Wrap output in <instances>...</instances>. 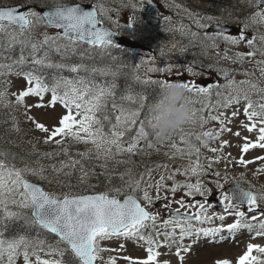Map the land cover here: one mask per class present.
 I'll return each instance as SVG.
<instances>
[{
  "label": "snow or ice",
  "instance_id": "obj_1",
  "mask_svg": "<svg viewBox=\"0 0 264 264\" xmlns=\"http://www.w3.org/2000/svg\"><path fill=\"white\" fill-rule=\"evenodd\" d=\"M256 6L259 10L253 13L250 19L252 23H264V0H256ZM106 11L101 6V15L106 14ZM194 22L199 28L209 27L199 18H194ZM100 24L97 9L95 7L85 9L83 3L57 4L44 12L36 11L27 0L22 5H0V34L8 38L9 49L19 45L21 53L11 64L0 63V75H7L13 71L14 66L18 68L28 62V56L24 54L26 49H30L29 54L34 66L63 68L62 64L51 63L53 52L63 55L68 51H74L81 43L99 47L112 46L114 43L111 39L112 32ZM41 25L53 27L58 31L51 36L47 32L40 33L43 39H36L33 30ZM215 27L217 29L215 32L206 31L203 34L202 41L206 48H218L221 41L229 45L246 41L252 51L237 52L233 56L225 55L224 58L243 64L245 57H254L257 51L254 44L256 37L247 39L243 30L239 36L226 34L221 30L222 26L219 22ZM244 27L248 28L249 25L246 23ZM16 28L19 32L14 31ZM192 35L199 34L192 33ZM259 39L264 42V35H260ZM3 46V42H0V47ZM41 50L43 56L37 57ZM181 51L183 52V49ZM224 51L227 53L229 49L225 48ZM163 55L161 51V56ZM257 63L264 65V61ZM170 67L149 69V71H169ZM76 70V67L71 69L73 72ZM259 70L261 76H264V66ZM186 71L191 75L196 74L191 66L187 67ZM231 71L233 70L219 69L226 78L224 85L200 86L195 80L178 82L185 89L192 105L189 125L204 129L210 121H216L219 122L220 128L215 134L212 129L202 130L199 133L180 129L168 137L167 141H172L170 145L172 156L187 157L192 162L183 169L177 168L175 172L167 170L165 166L169 174H161L155 182V196L151 194L152 184L140 188L142 177L141 180L135 179L132 169L120 175L119 179L124 182L123 187L111 188L108 192L98 194H56L46 191L32 179H47L45 173L50 169L53 173L52 179H55L57 184H62L57 174L63 172L64 168L75 169L87 158L102 160L101 168L106 178L111 179L108 173L109 161L114 164H126L131 161L118 157L147 154L146 149H153L156 145L150 139L147 130V124L152 119L149 106L145 118L139 119L141 110L145 107V97H139L136 108H126L122 103L118 104L114 84L102 87L83 79L71 80L63 76H54L49 82L31 72L25 74L27 87L18 94H11L15 97L14 102L8 100L9 94L6 89L0 91V105L23 106L26 119L34 125L35 130L45 134L43 142L57 146V151L36 152L35 154L41 158L68 154V147L65 146L67 140L92 145V148L77 153L81 159H72L69 156L67 161H59L58 166H45L39 160L33 162L30 156L17 157L0 151V264H17L19 259H22L23 264H118L115 255H108L107 259L105 258V253L117 251L108 246V242L113 239L134 240L145 249L143 258L122 257L128 264H170L169 260L160 259L163 255L161 248L168 249L169 254H172L174 249L179 264H184L186 254L190 253L192 248V244L185 243L186 240L196 243L201 236L215 237L217 233L224 231L231 234L238 229H247L249 232H254L257 237H264V207H262L264 192L246 190L237 185L231 193L225 192L221 197L220 203L223 205L224 214H209L207 203L200 201L193 203L187 199L196 196L203 199L207 195L209 190L201 177L207 171H211V163L219 160V157L210 158L209 164L205 165L201 160L200 146L208 147V140H217L222 132L231 131L226 126L231 120L225 113L212 115L209 111L205 115V107L235 108L236 110L231 113L235 118L240 115L238 106L243 102V114L247 122L242 121L241 126L250 133L255 132L256 139L244 137V143L240 146L242 155L234 163L246 167L251 163L264 161V156L247 160L243 155L255 148L264 150V95H261L259 100L251 98L253 92L264 94V88H260L259 84L252 80L236 81L234 78H228ZM244 75L248 76L249 73L245 72ZM151 82L159 83L161 86L170 84L167 81ZM221 87L228 89L227 96L219 90ZM214 89L215 95L222 98L215 105H205L204 100L212 96ZM49 93L50 99L45 100V95ZM30 96L37 98L35 104L26 103V98ZM133 99L131 95L121 98L128 101ZM196 103H200L202 107L195 108ZM109 104L111 109L108 107ZM57 105L62 107L63 112L58 116L56 124L51 127L28 115L31 108L51 107L54 110ZM117 110L119 114L115 116L113 123L110 115ZM12 119L13 127L19 131L15 117ZM105 122L109 125L107 131ZM137 125L139 126L136 127ZM235 135L240 136V132H236ZM176 136H179L180 142L186 145L185 148L178 147L174 139ZM191 137L195 138L196 144L189 143ZM155 141L156 144L164 143L157 139ZM141 142H144V148L140 147ZM227 143L222 141L219 148L212 147L209 150L215 154ZM193 157H195L194 161ZM17 160L21 167L16 166L14 161ZM148 172L151 175L150 169ZM256 172L264 173V164H261ZM177 173L183 174L185 181H176ZM90 175L95 173L81 169L79 179L83 182ZM193 178H195L194 183ZM168 180L172 181L170 188L165 183ZM217 186L222 187L218 181ZM161 191L171 193L172 195H165L163 199L173 200L177 205L173 208L171 203H165L163 211L167 213V218L163 219L159 211L151 210L161 200ZM178 191H183L185 195L180 199H174ZM225 214L233 215L236 219L227 225L202 226L205 222L211 223L214 219L223 221ZM17 222L20 225L19 230L11 236L7 235L9 226ZM220 239L224 237L221 235ZM119 247L122 250L124 244ZM254 252L264 254V246L249 243L236 264H264V260L253 255ZM215 264H232V261L221 258L217 259Z\"/></svg>",
  "mask_w": 264,
  "mask_h": 264
},
{
  "label": "rangeland",
  "instance_id": "obj_2",
  "mask_svg": "<svg viewBox=\"0 0 264 264\" xmlns=\"http://www.w3.org/2000/svg\"><path fill=\"white\" fill-rule=\"evenodd\" d=\"M42 0H27V2H39ZM86 1V0H83ZM97 2L95 6L100 10L101 6L107 10L106 14L101 15L102 20L114 25L119 30L125 32L131 37L144 42L150 48L147 50L134 52V57L137 60L139 66L142 68L136 73V77L141 79V81H167L170 83H178L181 81L195 80L200 86H210L213 84L224 85L226 83V78L219 72V69H230L228 78H234L236 81L252 80L259 84L260 88H264V76H261L260 67L264 65H259L257 62L264 61V42L259 39L260 35H264V23H252L250 17L252 14L259 9L256 6V0H235L232 10L227 14L225 18H221L217 12L210 11L209 0H88L87 2ZM66 2L74 3L80 2V0H48L49 4H64ZM133 5L135 7H133ZM110 17V19H109ZM211 17V20L206 18ZM194 18H199L202 23H207L209 27L217 22L225 23L231 20V22H226L229 24H235L238 30L234 33H230L232 36H239L241 30L246 34L247 39H252L256 37L254 44L257 51L254 57H245L244 63H234L231 59H225V55L233 56L237 52L247 53L252 51L248 47L246 41L241 42L236 45L225 44L223 41L219 43L218 48L205 47L202 41L203 34L208 31V28H199L194 22ZM249 27L245 28V24ZM14 31L19 32L16 28ZM36 39H43L40 33L47 32L50 36L55 35L58 31L53 27L39 26L34 30ZM192 33H198V36H193ZM210 33V32H209ZM7 37L0 34V42H3L4 46L0 47V63L11 64L14 60H17L20 56L19 45L13 46L11 49L7 47ZM64 43V41H60ZM80 45H77L74 50L75 53H79L82 57H96L103 56L106 53V47H95L92 46L88 51L80 52ZM228 48L229 51L225 53L224 49ZM183 49V52L181 51ZM74 51H68L59 57H68L74 55ZM161 51L164 55L161 56ZM30 51L25 50V55L28 56V62L32 64V57L30 56ZM122 54V52L112 51L106 57L115 58L117 55ZM43 56V50H41L37 57ZM56 64H60L56 61ZM211 65L212 67H209ZM170 67L169 71H149V69H161ZM191 66L195 75H191L186 71V68ZM50 75L46 81H51L52 79V69H49ZM57 72H61V68H56ZM64 72V71H62ZM141 74L139 75V73ZM249 73L245 76L244 73ZM19 73V74H17ZM34 75H38L36 71H32ZM26 73L22 72L21 66L13 68L12 72L7 75H0V91L5 89L8 92V100L15 101V97L12 93H19L27 87V76ZM41 77V76H40ZM44 79L43 77H41ZM183 80H180V79ZM156 79V80H153ZM161 86L159 83H157ZM224 96H227L228 89L221 87L219 89ZM261 93L253 92L251 98L253 100H259ZM222 97L215 95V89L213 90L212 96L204 100L205 105H215L218 100ZM50 99V93L45 95V100ZM138 100L134 101H123L121 102L126 108H136L138 105L135 104ZM37 102L36 97L26 98V103L29 105L35 104ZM145 102V107L141 110V115L139 119L143 120L148 112V106L151 102ZM120 104V103H118ZM3 105H0L2 107ZM195 108L200 109L202 105L196 103ZM239 107L240 115L233 118L231 116L232 111L235 108L229 107L227 109L223 107H217L209 109L204 108V114L206 115L211 111L212 115H217L219 113H225L231 123L226 126L231 129V131H224L220 134L217 140H208V147L200 146L201 160L205 165L209 164V159L214 157H219V160L211 163V171H207L201 179L205 183L207 189L209 190L207 195L202 199L200 196L188 197L193 203L200 201L201 203H207L209 206V214L217 213L224 214V212H219L216 205L206 201V198L214 191L218 190L223 193L226 192V186L229 182L237 180L244 185L250 187L255 192H264V173L257 174L256 170L264 164V161H258L251 163L249 165L241 166L234 161L242 155L240 151V146L244 143V137H249L252 140L256 139V133H250L246 131L242 126L241 122H247L246 117L243 114L244 103L241 102ZM63 109L60 105L53 110L51 107L48 108H31L28 115L34 117L37 121L45 123L46 126L51 127L57 122V118L62 114ZM15 117V121L18 124L19 131H16L13 127V120L10 122V133L8 137L14 136L15 142H29L36 152L45 153L57 151V146L55 144H45L43 142L44 133L35 130L34 125L26 119L25 108L23 106H15L14 104L10 106V112ZM119 114V111H115V116ZM115 118V117H114ZM113 123L115 119L112 120ZM108 125V124H107ZM137 125L136 127H138ZM109 127V125H108ZM105 127V130H108ZM220 128L219 122L210 121L204 129L198 126L189 125L186 131H191L193 133H199L202 130L212 129L214 134ZM148 130V129H147ZM149 131V130H148ZM240 132V136H236L235 133ZM150 133V132H149ZM134 134V132H133ZM150 139L156 145L153 149H146L147 154H145L148 161L146 166V171L140 174L138 177H134L142 182L140 188L143 189L147 184H152L151 194L155 196V182L159 179L161 174L168 175L170 170L175 172L177 168L183 169L185 166L190 164L187 157H180L179 155L173 157L172 149L170 147L172 141H165L162 144H156L155 139L150 134ZM175 142L178 147L185 148L186 145L180 142L179 136L174 137ZM222 141H227L228 143L218 151L217 153H212L209 149L212 147L219 148ZM189 143L196 144L195 138H189ZM65 146L68 147V154H60L53 156L51 158H41L40 156L33 153L27 152L28 157H32V161L39 160L45 166L48 165H59V161H67L69 156L72 159H81L77 153L84 152L87 148H92L91 144L76 143L72 140H67ZM199 146V145H197ZM140 147L144 148V142H141ZM167 153V155H166ZM133 155V154H132ZM244 158L247 160H253V158L258 156H264V150L259 148L251 149L248 153L243 154ZM131 156V155H130ZM129 155L119 156L118 159L129 160ZM86 160H90L89 165H87ZM195 157H193V161ZM102 161V160H100ZM16 163V162H15ZM96 163L94 159H85L81 165L73 168H64L63 172L57 174V178L62 181V184H57L55 179H52L53 173L49 169L45 175L47 179L36 178L41 182L49 192H54L56 194H75V186L73 185L70 177L74 173L81 175V169L85 171L91 170V166ZM127 164V163H126ZM17 167L22 165L16 163ZM167 166V170L165 168ZM151 170V175H149L148 170ZM128 169H121L115 174L118 176V182L112 185L110 188H119L124 186V182L119 179L120 175L125 173ZM70 173L71 175H65ZM218 173V175H217ZM89 179V178H88ZM87 179V180H88ZM127 179V177H125ZM185 176L183 174L177 173L175 175V180L179 182L185 181ZM51 180V182H49ZM217 181L222 187L217 186ZM195 182V178L192 179ZM170 188L172 181L168 180L165 182ZM127 191V189H125ZM165 195H172L171 193L160 192L161 200L155 204L151 209L152 211H159L161 218H167V213L163 211V205L165 203H171L172 207H177L173 200H164ZM185 193L183 191H178L175 193L174 199H180ZM264 207V204H262ZM15 210V209H13ZM236 217L233 215L225 214V219L220 221L219 219H214L211 223L205 222L203 227H214L221 224L227 225L233 223ZM159 223V221H158ZM221 235L224 239H220ZM185 243L192 244L190 253L186 254V260L184 264H215L217 259L227 258L232 261V264H236L237 259L246 251L247 245L249 243L259 244L264 246V237H257L254 232H249L247 229H238L235 233H229L224 231L223 233H217L215 237H199L198 242L193 243L191 240H186ZM124 244V248L121 250L120 245ZM108 246L116 249V252L105 253V258L108 255L117 256L118 264H128L122 257L128 256L132 258H143L145 256V249L139 246L134 240H124V239H113L108 242ZM160 251L163 255L160 257L161 260H169L170 264H179L178 258L174 254V249L172 254L168 253V249L161 248ZM253 255L258 256L259 259L264 260V254L253 253ZM47 256V254H45ZM17 264H23L22 259L17 261Z\"/></svg>",
  "mask_w": 264,
  "mask_h": 264
},
{
  "label": "trees",
  "instance_id": "obj_3",
  "mask_svg": "<svg viewBox=\"0 0 264 264\" xmlns=\"http://www.w3.org/2000/svg\"><path fill=\"white\" fill-rule=\"evenodd\" d=\"M26 0H0V5L24 2ZM48 0H42L35 2L36 5L44 6ZM83 1V0H80ZM235 0H209L210 11L217 12L221 18H225L227 14L232 10ZM80 52L88 51L92 46L87 44H79ZM98 47V46H95ZM30 51V49H28ZM106 53L103 56L96 57H82L79 53L73 52L74 55L66 57H59L58 54L53 52L51 54V63L56 64V61L64 65L61 68V72H57L55 67L49 68L46 65H36L31 63H25L21 65L22 72L29 73L36 71L40 73L39 75L44 79H48L50 75L49 69H52V76H63L71 80H81L83 79L90 84L99 85L102 87H107L109 85H115V98L118 103L128 100H121L122 97L131 95L134 100H138L140 96L145 97V102H152L158 95L161 86L157 83H152L151 81H141L136 77V73L142 68L139 66L137 60L134 57V53L125 49L118 48L116 46H107L105 48ZM112 51L122 52V54L117 55L115 58L106 57L111 54ZM44 54V53H43ZM72 67H76V71H71ZM64 71V72H62ZM141 72L139 73V75ZM156 80V79H153ZM137 104V102L135 103ZM111 109V104L108 105ZM10 107H0V151L10 153L13 155L26 156L27 152L33 153L35 155L33 147L29 142H15L14 136L8 137L10 133V122H12L13 114L9 113ZM115 111L111 112L110 119H114ZM105 127H108L105 122ZM32 159V157H30ZM93 159V158H87ZM91 166L90 172L95 173V175H90L88 180L80 181L78 173L72 174L70 179L75 186V194H82L93 191H103L108 192L110 187L118 182V176L115 174L121 169H132L134 177H138L140 174L145 173L148 161L145 155L133 154L131 155V163L125 164H114L112 161L108 162V173L111 179L106 178L104 170L101 168L103 161L96 160ZM19 163V161H14ZM87 165H89L90 160H86ZM20 164V163H19ZM131 164V165H130ZM127 168V169H128ZM37 180L36 178H32ZM74 195V194H73ZM20 228L19 222L10 225L9 230L6 233L11 236L13 233L18 231Z\"/></svg>",
  "mask_w": 264,
  "mask_h": 264
},
{
  "label": "clouds",
  "instance_id": "obj_4",
  "mask_svg": "<svg viewBox=\"0 0 264 264\" xmlns=\"http://www.w3.org/2000/svg\"><path fill=\"white\" fill-rule=\"evenodd\" d=\"M152 119L147 128L154 139L161 142L180 129L186 130L192 118V105L179 83L163 85L150 103Z\"/></svg>",
  "mask_w": 264,
  "mask_h": 264
},
{
  "label": "water",
  "instance_id": "obj_5",
  "mask_svg": "<svg viewBox=\"0 0 264 264\" xmlns=\"http://www.w3.org/2000/svg\"><path fill=\"white\" fill-rule=\"evenodd\" d=\"M80 3H83V6L85 7V9H90L92 7H95L93 5V3H88V2H80ZM24 3H16V4H9V5H22ZM75 4V3H73ZM67 5H72V4H67ZM31 6V4H30ZM51 6H54V5H49V6H35L36 9L39 11V12H44V11H47L49 10V8ZM32 7V6H31ZM96 8V7H95ZM97 9V8H96ZM97 13H98V9H97ZM98 19L99 18V14H98ZM217 24V23H216ZM214 24L212 27H211V31H216V27ZM221 26H222V29L225 33H233L235 31H237V27L235 25H230V24H223V23H219ZM100 26L106 28L107 30L111 31L112 32V35H111V39L113 40V45H116L118 47H122V48H125V49H128V50H131V51H135L137 49H146L147 46L143 43H141L140 41L136 40V39H133L123 33H120L118 31H116L115 29H113L111 26H109L108 24L106 23H101ZM34 181V180H33ZM35 183H37L39 186L43 187L44 186L37 182V181H34ZM241 186L243 187L244 189H250L249 187H247L246 185L238 182V181H231L230 183L227 184L226 186V190L228 193H231L232 190L237 186ZM45 189V188H44ZM46 190V189H45ZM251 190V189H250ZM98 193H101V192H92V193H85V194H98ZM79 195H82V194H79ZM207 201L209 202H212L214 204L217 205V209L222 212L224 211V208H223V205L220 203L221 201V196H220V191H216V192H213L209 195V197L207 198Z\"/></svg>",
  "mask_w": 264,
  "mask_h": 264
},
{
  "label": "bare ground",
  "instance_id": "obj_6",
  "mask_svg": "<svg viewBox=\"0 0 264 264\" xmlns=\"http://www.w3.org/2000/svg\"><path fill=\"white\" fill-rule=\"evenodd\" d=\"M130 158H131V156H129ZM33 160V159H32ZM131 161V160H130ZM126 165V164H125ZM131 165V164H130ZM128 167H126V169H127ZM129 169V168H128ZM124 170V169H123Z\"/></svg>",
  "mask_w": 264,
  "mask_h": 264
},
{
  "label": "flooded vegetation",
  "instance_id": "obj_7",
  "mask_svg": "<svg viewBox=\"0 0 264 264\" xmlns=\"http://www.w3.org/2000/svg\"><path fill=\"white\" fill-rule=\"evenodd\" d=\"M180 80H183L182 78Z\"/></svg>",
  "mask_w": 264,
  "mask_h": 264
}]
</instances>
